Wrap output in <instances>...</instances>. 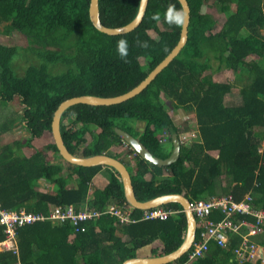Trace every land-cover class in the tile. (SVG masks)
Instances as JSON below:
<instances>
[{
  "label": "trees",
  "instance_id": "trees-1",
  "mask_svg": "<svg viewBox=\"0 0 264 264\" xmlns=\"http://www.w3.org/2000/svg\"><path fill=\"white\" fill-rule=\"evenodd\" d=\"M187 1L188 36L180 51L146 87L124 101L68 106L60 118L64 143L75 154L105 151L129 170L130 164L139 200L167 192L189 198L232 193L238 199L250 191L255 203L264 206V150L257 149L264 140V0ZM98 2L101 22L117 26L134 17L139 0ZM88 6L89 0H0V33L24 35L27 45L23 48L33 58L25 63L22 74H16L11 61L21 47L0 41V107L15 98L22 104L11 118L0 115L3 207L46 212L52 204L80 206L86 201L90 207L103 208L126 201L114 168L74 164L60 156L51 131L53 112L67 97L114 95L137 84L178 41L181 24L169 22L167 12L170 6L182 12V6L179 0H148L135 28L112 34L92 24ZM214 10L225 15L216 29ZM122 40L127 42L123 57L118 50ZM210 52L218 59V67L231 69L238 78L245 73L246 80L237 86L206 72ZM14 65L19 69L16 61ZM234 90L240 100L227 101ZM179 107L193 112L196 136L180 142L179 156L169 164L141 157L114 129L127 130L154 155L166 157L171 148L164 143L171 144V133L179 136L190 129V120L183 128L174 121L170 109ZM17 121L24 123L29 134L3 140V133ZM138 122H143V129ZM131 153L130 159L124 158ZM103 168L107 180L98 186L92 179ZM217 178L221 188L216 186ZM40 179L52 187H40ZM162 205L179 210L164 218L128 222L104 213L87 221L83 231H75L69 222L23 223L16 228L17 252L0 250V264H120L145 245H150L151 254L169 252L183 240L186 217L178 202ZM141 212L132 208L134 216ZM3 237L0 225V240ZM254 238L264 245V227ZM238 241L239 235L233 233L228 248L211 242L203 256L185 264H259V259L243 263L232 259ZM185 256L163 264L183 261Z\"/></svg>",
  "mask_w": 264,
  "mask_h": 264
},
{
  "label": "built area",
  "instance_id": "built-area-1",
  "mask_svg": "<svg viewBox=\"0 0 264 264\" xmlns=\"http://www.w3.org/2000/svg\"><path fill=\"white\" fill-rule=\"evenodd\" d=\"M194 136L196 130H183L179 139L187 143ZM257 149L259 152L264 150V140ZM188 206L195 218V237L185 252V259L171 264H185L203 256L211 242L228 248L233 233L239 235V241L232 249V259L238 263L256 262L259 259V264H264V245L254 238L264 227V206L255 203L254 195L250 191L245 192L238 199L234 198L232 193H214L204 197L189 198ZM133 207L127 200L122 203L111 202L103 208L90 207L84 201L80 206L72 203L52 204L45 212L25 208L9 209L0 203V225L4 232V237L0 240V250L17 252L16 228L26 222L38 220L69 222L75 231H83L86 229L87 221L104 213L115 216L118 222H128L145 218H164L168 213L179 210L161 204L143 208L140 215L134 216Z\"/></svg>",
  "mask_w": 264,
  "mask_h": 264
},
{
  "label": "water",
  "instance_id": "water-1",
  "mask_svg": "<svg viewBox=\"0 0 264 264\" xmlns=\"http://www.w3.org/2000/svg\"><path fill=\"white\" fill-rule=\"evenodd\" d=\"M182 6V12L185 13L186 19L181 24L180 34L178 41L171 48V50L147 73V75L141 79L137 84L129 88L128 90L114 94V95H97L91 93H82L67 97L59 102L55 108L51 120V131L54 137L55 144L57 146L60 156L71 163L80 165H96L103 164L114 168L120 176L122 181L124 196L127 202L132 204L134 207L143 209L156 205H161L167 202L176 201L178 202L185 213L186 227L184 231V237L181 243L173 250L163 254H152V255H136L125 258L120 264H163L172 260L178 259L182 256L186 250L191 246L192 241L195 237V218L189 209V197L181 192H167L161 193L154 197L139 200L134 192L130 172L127 165L118 157L102 151L100 153H94L91 155H79L71 152L64 143L63 137L60 131V118L62 112L70 105L76 103H88V104H112L124 101L135 94L139 93L146 85L156 76V74L165 67L172 58L180 51L182 46L185 44L188 36V24L190 19V7L187 0H179ZM148 0H139L137 11L134 17L128 22L117 25L108 26L101 22L99 16V2L98 0H89L88 12L92 24L99 30L107 33H123L135 28L145 13ZM117 134L128 143L141 157L146 160L156 163L159 165L169 164L175 161L180 152V139L177 132L171 133V150L166 157H159L154 155L140 140L127 130L115 126ZM143 129V127H141Z\"/></svg>",
  "mask_w": 264,
  "mask_h": 264
},
{
  "label": "rangeland",
  "instance_id": "rangeland-1",
  "mask_svg": "<svg viewBox=\"0 0 264 264\" xmlns=\"http://www.w3.org/2000/svg\"><path fill=\"white\" fill-rule=\"evenodd\" d=\"M212 13L215 15V17H217V21L214 25V29L219 28L220 24L223 22V20L225 18V15L220 13L217 10L212 11ZM263 31H264V29H263ZM0 41L6 42V43H11V44H17L21 47L17 58L14 59L17 54L13 57V60L16 61V63H18L19 69H17V67H15L13 60L11 61V64H12L13 70L16 74H22L24 72V67L26 66L25 63L28 60L33 61V58H32L30 51L23 48L27 45V41H26L24 35H22L20 32H17V31H15L9 35H4V34L0 33ZM209 55H210V58H209L210 65L206 68V72L212 74V76H214L215 78L232 80L235 84H237V86L241 85L243 83V81L246 80L247 75L245 73H243V74L241 73L240 75H242V78H238L231 69H227L224 66L218 67V65H219L218 59L216 57H214V55L211 52L209 53ZM252 56L255 57L254 55H252ZM22 64H24V65L22 66ZM53 66L57 67L56 65H53ZM237 86H235V88ZM236 91L237 90H234L232 93H229L227 95V101H238V100H240V95ZM15 99H14V101H9V103H7L6 106L0 107V115H3L4 117L8 116V118H11L12 115L17 112L15 110V108L18 109V108H20L21 105L18 103L19 99H16V100ZM165 101H166L167 105L169 106V99H167L165 97ZM170 111L172 113L174 121H176V123H178L181 128H183V126L186 124V122H187L186 120H190V122L188 123V126L190 128L189 131H193L195 129L194 128L195 127V120H194L195 118H194V114L192 111L187 112L184 108H181V107L175 108V109L174 108L170 109ZM28 133L29 132L26 129L24 123L22 124L21 122L17 121L13 127H11L9 130H7L5 133H3L2 139L7 140V141H11L12 137L25 138L28 135ZM164 144L166 145V147L171 148V144L169 141L168 142L166 141ZM108 151L113 152L112 149H110ZM23 152L25 154H30V150H28V149H23ZM212 152L215 154L216 150H213ZM128 158H129V155L126 157V159H128ZM128 165H129L130 169L133 168L130 164H128ZM106 177L107 176H103L104 180H106ZM95 178L93 181L95 183H97V182L99 183V180L97 178L96 179ZM223 178H224L223 181L226 182L227 177L223 176ZM220 185H221V182H220L219 178H217L216 179L217 188H221ZM143 250H144V248H143Z\"/></svg>",
  "mask_w": 264,
  "mask_h": 264
},
{
  "label": "crops",
  "instance_id": "crops-1",
  "mask_svg": "<svg viewBox=\"0 0 264 264\" xmlns=\"http://www.w3.org/2000/svg\"><path fill=\"white\" fill-rule=\"evenodd\" d=\"M21 106L20 107H22V104L21 103H19ZM182 108V107H181ZM15 110L17 111V109L15 108ZM176 122V121H175ZM21 123L23 124V122L21 121ZM137 127L139 128V129H141V127H143V122H138L137 123ZM29 134V133H28ZM213 150H210V152H212ZM213 153V152H212ZM216 154V153H215ZM125 158L127 157V155L126 156H124ZM106 174V175H105ZM103 176H107V170H106V168H103L102 170H100L94 177H93V179H92V182L93 183H95L93 180H94V178L96 177L98 180H99V183L97 182L96 184L97 185H99V186H103L105 183H106V180H107V177H106V180H104V178H103ZM95 178V179H96ZM41 181H40V187H42V188H44V187H46V186H49V185H51L50 183H48V182H46L45 180H43V179H40ZM143 248H144V250H143ZM138 255H145V256H147V255H152L151 254V251H150V245H145V246H142V247H140V248H138L137 249V252H136Z\"/></svg>",
  "mask_w": 264,
  "mask_h": 264
},
{
  "label": "clouds",
  "instance_id": "clouds-1",
  "mask_svg": "<svg viewBox=\"0 0 264 264\" xmlns=\"http://www.w3.org/2000/svg\"><path fill=\"white\" fill-rule=\"evenodd\" d=\"M167 18H168L169 22H173V23H176V24H182L184 22V20L186 19V15H185L184 12L176 11L174 6H170L169 9H168V12H167ZM126 49H127V42L123 41V40L119 41L118 42V50H119V53L121 54L122 57L127 55ZM194 130H196V129H194ZM51 187H52V185H49V186H46L45 188H51Z\"/></svg>",
  "mask_w": 264,
  "mask_h": 264
},
{
  "label": "flooded vegetation",
  "instance_id": "flooded-vegetation-1",
  "mask_svg": "<svg viewBox=\"0 0 264 264\" xmlns=\"http://www.w3.org/2000/svg\"><path fill=\"white\" fill-rule=\"evenodd\" d=\"M132 155H133L132 153H131V154H129V157H132ZM127 168H128V167H127ZM128 170H129V169H128ZM130 171H132V169H131V170H129V172H130Z\"/></svg>",
  "mask_w": 264,
  "mask_h": 264
}]
</instances>
